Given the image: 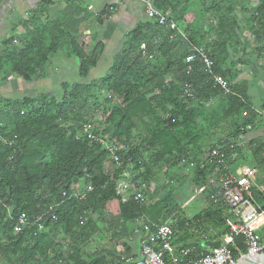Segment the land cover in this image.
Wrapping results in <instances>:
<instances>
[{
  "label": "trees",
  "instance_id": "16d2710c",
  "mask_svg": "<svg viewBox=\"0 0 264 264\" xmlns=\"http://www.w3.org/2000/svg\"><path fill=\"white\" fill-rule=\"evenodd\" d=\"M244 3L248 2L153 0L156 9L171 12L184 27L187 40L147 18L127 34L108 72L98 79L90 75L105 45L91 42L86 32L103 25L110 7L98 14L76 7L49 13L43 20L45 12L38 9L23 32L14 29L0 42L2 80L8 72L26 83L44 79L54 56L75 61V72L84 80H62L57 93L21 99L0 96V264H124L116 246L123 242L131 253L127 241L137 237L140 221H171L181 244L189 231L203 234L194 246L199 251L206 249V241H220L229 233L226 220L233 218L231 209L224 199H212L221 170L212 151L219 149L229 161L235 149L232 140L206 141L210 125L204 127L198 118L206 103L222 96L226 107L221 118L233 121L237 139L247 106L215 87L202 64L188 63L187 58L194 46H202L215 61V73L229 78L227 62L234 47L244 52L251 47L264 56V0L247 20L257 47L242 40L245 28L235 9ZM190 13H211L217 25L205 29L187 24L184 18ZM256 118L253 112L247 124ZM87 128L107 144L122 147L120 165L105 145L78 139ZM263 150L264 145L256 148L259 154ZM169 170L177 172L171 177L174 186L187 178L201 194L203 208L192 220L183 215L173 191L165 194L173 184H160L158 176ZM122 180L136 185L126 199L118 191ZM253 196L264 204L255 190ZM22 215L29 224L17 231ZM102 239L113 246L85 250ZM234 255L238 257V251Z\"/></svg>",
  "mask_w": 264,
  "mask_h": 264
},
{
  "label": "crops",
  "instance_id": "0c3cea01",
  "mask_svg": "<svg viewBox=\"0 0 264 264\" xmlns=\"http://www.w3.org/2000/svg\"><path fill=\"white\" fill-rule=\"evenodd\" d=\"M149 1L153 3V0ZM246 1L248 3H244L243 7L239 4L235 11L238 22L241 27L245 28V32L242 35L243 42L246 41L249 45L254 44L257 47L258 41L252 32L247 29V20L259 5V0ZM206 6L210 8L209 4ZM76 7L86 8L96 14L101 13L105 7L111 8L101 27L96 28L93 33L90 31L86 32L87 35L91 34V42L101 41L105 45V51L97 67L90 75V79H98L108 72L111 60L122 49L127 40V34L141 21L148 18L144 0H0V42L11 36L14 29L17 33L23 32L32 12L38 9H43L45 12L44 17H42L43 20L49 13L51 15L57 14L73 10ZM197 9L202 10L204 8L197 7ZM184 19L187 24L196 23L198 27H204L205 29L210 25H217L216 19L211 13H207L205 16L200 15V13H195V15L190 13ZM178 27L183 32H186L184 27L180 25ZM212 38L214 40L215 36ZM58 58V56H55L58 66L64 70V75L70 72L75 73V68H77L75 61L60 60ZM227 63L231 70L229 78H226L230 84L231 95L243 100L247 106L244 112L249 111L250 116L253 112L264 111V56L258 55L251 47H248L245 52L234 47ZM55 71H48V77L32 83H26L22 78L13 76L10 72L5 76L7 79L2 80L0 74V96L10 99H21L50 93L52 89L55 90V87H58L56 88L58 90L64 76H57ZM57 80L58 83H56ZM225 107L226 102L222 96L206 103L202 116L198 118V122L203 124L204 127L210 125V128H206L209 130L208 134L210 136L214 135L217 141L232 140L235 151L231 159L226 161L228 171L237 175L249 170L251 175L248 178L252 192L254 190L258 192L260 195L259 199L264 201V150L261 154L256 151L257 147L264 145V118L257 116L253 123H248L252 124V130L246 131L244 126L247 125L248 116L245 117L243 113L238 122L241 126L239 136L236 139V134L234 133L236 128L232 123L233 121L229 120L226 122L221 118ZM243 124L246 125L243 126ZM254 202L259 205V201L256 199H254ZM263 206L264 204L262 206L259 205V207L264 209ZM167 223L172 226L171 221ZM136 234H138L136 238L127 241V245L131 247L130 254H127L123 242L116 246L117 251L122 254V262L126 258H137L140 254L142 240L149 239V236L140 229H136ZM174 243L176 246L175 241ZM176 247L193 248L192 246L186 247V245H178ZM205 248L209 249L210 247L205 246Z\"/></svg>",
  "mask_w": 264,
  "mask_h": 264
},
{
  "label": "built area",
  "instance_id": "2783aa9c",
  "mask_svg": "<svg viewBox=\"0 0 264 264\" xmlns=\"http://www.w3.org/2000/svg\"><path fill=\"white\" fill-rule=\"evenodd\" d=\"M144 3L146 15L149 19H154L166 28L178 31L182 38L187 40V33L178 27L171 12L156 9L149 0H144ZM187 62L202 64L205 74L212 80L215 87L221 89L227 95L232 94L228 80L224 76L215 73V61L204 47L194 46ZM249 113V111L244 112V116H249ZM255 114L264 118V111H256ZM252 128V124H247L244 130L249 131ZM81 137H87L88 140L105 145L111 153L112 160L118 165L121 164L118 155V152L122 150L121 146L115 147L107 144L102 138L94 135L90 128L79 134L78 139ZM212 157L217 160L219 167H221L217 192L212 199L215 202L218 199H224L233 215V218L229 217L226 220L229 233L221 238V246L200 251L195 247L177 248L174 243L175 231L171 225L140 221L142 225L140 230L145 232L149 239L142 240L139 256L124 259V264H237L242 257L264 252V239L257 235V228L264 226V209L254 202L248 178L251 172L248 170L237 175L232 174L228 171L226 160L219 149L212 151ZM126 176L129 177L128 174ZM128 181L122 180L119 182V193L136 188L135 184ZM171 184H173V181H171ZM54 220H56L55 216ZM28 224L29 218L25 215L20 216L17 231H23ZM234 251H238V257L234 255Z\"/></svg>",
  "mask_w": 264,
  "mask_h": 264
},
{
  "label": "rangeland",
  "instance_id": "374dc122",
  "mask_svg": "<svg viewBox=\"0 0 264 264\" xmlns=\"http://www.w3.org/2000/svg\"><path fill=\"white\" fill-rule=\"evenodd\" d=\"M52 70H56L55 72H56L57 76H59V77L64 76L63 77L64 81L71 82V83L84 81L78 76V74L76 72L75 73L70 72L69 74L64 75V70L58 66L57 59H55V56L51 60L49 66H48V71L50 72ZM56 83H58V80ZM55 84H54V86H55ZM56 88H58V87H55V90L52 89L50 92L57 93L58 90H56ZM217 116H219V115H217ZM225 125L227 127V123ZM205 138L211 139V141L217 140V138H215L214 135L210 136L208 133H206ZM207 139H206V141H207ZM107 168L108 167H106V169ZM175 173H177L176 170H169V172L167 174H165V172L163 171L158 176V179L161 182L160 184L162 185L163 182H165L166 185L171 184V181H172L171 177H173V174H175ZM186 179H184L182 181H179V179H178L176 186H174L175 184L171 185L174 187L173 188L171 187L170 189L168 188L167 190H165V194H168L169 190H171V192L173 191V193H171V194L173 195L174 199L179 203V206L182 208L183 215L186 218L192 220L194 218V216L197 215L202 210L203 204L200 202L201 194L195 193L194 189L191 187V182L189 180H186ZM174 181L176 182V180H174ZM128 182H130V181H128ZM155 184H156L155 182L151 184V188H150L151 192H152V189H155ZM128 191L122 193L124 195V199L127 198ZM117 207H118V204H117V202H115L110 206V209L113 211H116ZM257 235L259 237H261L262 239H264V226L257 228ZM181 236H182V234H180L178 236V238ZM201 236H203V234L193 233L192 231H189V233L187 235V239L185 240L184 243L188 246L194 247V246H196V244L201 243V241H202ZM176 240H178V239H176ZM176 240H175V242H176ZM176 243H177L176 246L182 245V244L184 245V243L181 244L178 241ZM111 245L113 246V244L110 243L109 239H106V240L102 239L101 241L100 240H98V241L94 240L93 244L89 245L87 248H85V250L87 252H93L99 248L109 249L111 247Z\"/></svg>",
  "mask_w": 264,
  "mask_h": 264
},
{
  "label": "water",
  "instance_id": "95a60500",
  "mask_svg": "<svg viewBox=\"0 0 264 264\" xmlns=\"http://www.w3.org/2000/svg\"><path fill=\"white\" fill-rule=\"evenodd\" d=\"M205 246L210 247V248L220 247L221 241H217V242L208 241L204 244V247ZM237 264H264V252L259 253V254L255 253L247 257H242Z\"/></svg>",
  "mask_w": 264,
  "mask_h": 264
}]
</instances>
